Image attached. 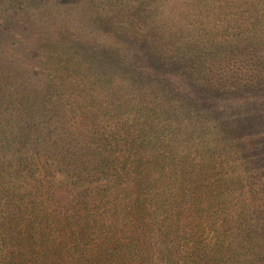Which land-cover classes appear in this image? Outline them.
Returning a JSON list of instances; mask_svg holds the SVG:
<instances>
[{"label": "trees", "instance_id": "trees-1", "mask_svg": "<svg viewBox=\"0 0 264 264\" xmlns=\"http://www.w3.org/2000/svg\"><path fill=\"white\" fill-rule=\"evenodd\" d=\"M0 264H264V0H0Z\"/></svg>", "mask_w": 264, "mask_h": 264}, {"label": "rangeland", "instance_id": "rangeland-1", "mask_svg": "<svg viewBox=\"0 0 264 264\" xmlns=\"http://www.w3.org/2000/svg\"><path fill=\"white\" fill-rule=\"evenodd\" d=\"M253 219V218H252ZM252 221H255L254 219Z\"/></svg>", "mask_w": 264, "mask_h": 264}]
</instances>
